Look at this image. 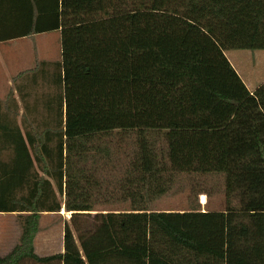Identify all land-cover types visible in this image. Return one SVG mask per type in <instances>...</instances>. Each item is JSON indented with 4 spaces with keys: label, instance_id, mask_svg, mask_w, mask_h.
Listing matches in <instances>:
<instances>
[{
    "label": "trees",
    "instance_id": "1",
    "mask_svg": "<svg viewBox=\"0 0 264 264\" xmlns=\"http://www.w3.org/2000/svg\"><path fill=\"white\" fill-rule=\"evenodd\" d=\"M50 31L61 58L36 66L47 67V124H17L4 137L12 153L0 147V213H20L22 229L0 264H264V83L251 92L225 53L264 50V0H0V42ZM115 131H135L126 167L224 174L226 211L147 212L167 191L154 174L116 192L143 211L74 212L64 253L39 257L65 167H97L96 153L110 154L94 143ZM88 197L69 186L66 209H90Z\"/></svg>",
    "mask_w": 264,
    "mask_h": 264
},
{
    "label": "crops",
    "instance_id": "2",
    "mask_svg": "<svg viewBox=\"0 0 264 264\" xmlns=\"http://www.w3.org/2000/svg\"><path fill=\"white\" fill-rule=\"evenodd\" d=\"M256 1V0H254ZM263 1V0H262ZM45 33V32H44ZM35 35L21 37L22 39H30ZM17 39V38H16ZM12 40V39H11ZM11 40L0 42L6 46ZM32 43V44H31ZM29 47L27 55V67L24 64L19 65L15 63L16 72L9 70L8 62L3 60L1 63L4 71L0 76V147H7L3 150L2 156L7 158L12 153L10 144L4 143L5 134L10 132H16V125L18 124L22 132L24 133L23 124L26 125L27 130H44L43 128H35V125L47 124V67L45 69H36L37 61L34 66H30L29 52L31 47L36 50L35 42H28ZM47 47V46H45ZM7 48V47H5ZM26 49V47L24 48ZM60 50L62 52L61 46ZM1 51V50H0ZM61 52L60 57L61 58ZM1 53V52H0ZM228 58L233 59L235 63L231 61L246 86L251 92H254L260 85L264 83V50H251V49H229L225 51ZM25 50L22 55H15L12 57V61L18 60L20 57H24ZM253 56L258 59H263V63L255 68L243 67L239 59L247 58V56ZM58 58V59H59ZM36 60V59H35ZM50 60V59H41ZM40 60V61H41ZM56 60V59H54ZM14 63V62H13ZM12 64V63H11ZM24 65V66H23ZM14 66V65H13ZM17 66V67H16ZM35 70L38 76L35 74ZM2 77V78H1ZM34 127H33V126ZM124 131L120 135L117 131L113 133H106L100 137H97L94 144H101L103 150H99L103 156H106L109 152L108 158H99L100 154L96 153L97 167H90V162L84 163L86 167H65L64 177V202L62 210L70 214V218L74 212L95 214L106 213H119V212H140L143 211V207H147V203L140 201L134 202L131 198H120L116 192L122 189L131 190H144V185L150 179L152 175H157L160 180L162 192L167 187V191L162 195L151 199L148 205V211L157 212H225L226 211V198H225V176L224 174H199V173H172L170 167H126L128 162L134 158L139 149L135 146V131ZM163 139V138H162ZM156 152L162 159L167 161L166 158V143L163 140H159ZM66 149V146H65ZM95 150H91L94 153ZM67 155V152H65ZM160 154V155H159ZM136 158V157H135ZM158 160V159H157ZM73 170V171H71ZM219 178L221 186V195L223 196L218 202H212L210 195L206 193L205 189H198L195 193L197 186L195 183L200 179ZM47 178V177H46ZM186 182L188 187H191L186 209L176 208L180 205H176L173 209H156L158 203L162 198L166 197L169 193L172 195L179 193L178 185L183 189V185L180 182ZM76 184V192L81 195H88V206L90 209L82 211H68L66 204L68 198L69 186ZM219 186V188H220ZM78 190V191H77ZM205 190V191H204ZM205 197V201H203ZM104 206H110L111 208H105ZM118 206V208H117ZM175 206V205H174ZM155 208V209H152ZM62 215L60 213H43L40 220V228L42 219H47V216ZM20 213H0V257L4 258L8 256L13 249L19 244L22 233L20 224ZM5 220V221H4ZM70 220V219H69ZM66 222V221H65ZM40 232L35 239V253L39 257H47L55 254L64 253V233L62 235L63 241L61 242V248L58 252L49 253L47 255V236H43L40 244ZM40 246V247H39ZM48 249L50 245H48ZM24 263H27L26 261Z\"/></svg>",
    "mask_w": 264,
    "mask_h": 264
},
{
    "label": "rangeland",
    "instance_id": "3",
    "mask_svg": "<svg viewBox=\"0 0 264 264\" xmlns=\"http://www.w3.org/2000/svg\"><path fill=\"white\" fill-rule=\"evenodd\" d=\"M35 42V47L36 50L31 47V52L29 54V63L30 66H34V64L37 63L41 59H58L60 57V46H61V38H60V32L59 31H50V32H45V33H40L36 34L33 38L28 39H22V38H17V39H12L8 44L3 45L0 44V76L2 75L1 73L4 71L1 63H3V60L6 61H11L10 64L8 62L9 70L12 72H16L17 69L15 68V63L19 65L24 64L25 67H27V53L26 50L29 48L28 42ZM32 44V43H31ZM47 46V47H45ZM7 47V48H5ZM26 47V49H24ZM25 50L24 57H20L16 61H12V57L15 55H22V52ZM29 50V49H28ZM36 59V60H35ZM233 63L235 61L231 59ZM14 62V63H13ZM240 64L243 67L246 68H255L259 65V63H263V59H258L256 57L247 56V58H241L239 59ZM12 63V64H11ZM14 65V66H13ZM23 65V66H24ZM17 67V66H16ZM2 78V77H1ZM219 178H212L211 181L209 179H200L197 180L195 183V186H197L195 193L198 192V189H205L206 193L210 195V200L212 202H218L219 199H221L223 196L221 195V186L219 182ZM180 184L183 185V189L180 188L181 185H178L179 187L178 190L179 193L173 194L172 193L168 194L166 197L162 198V200L158 203L156 209H173L176 207V205H180L176 208L180 209H186L188 201L191 199L189 198L190 195V188L188 187L186 182L182 181ZM220 186V188H219ZM192 189V188H191ZM204 190V191H205ZM62 202H64V195L61 198ZM203 201H205V197H203ZM175 205V206H174ZM105 208H111L110 206H104ZM118 208V206H117ZM155 209V208H152ZM70 214L68 212H64L62 210V215H54L52 217L51 215L47 216V219H42L41 222V233H40V244L42 245L41 240L43 239V236H47V255L49 253H54L58 252L61 248V242L63 241L62 235L64 233V224L66 222H70ZM5 221V220H4ZM66 221V222H65ZM48 245H50L51 249H48ZM40 247V246H39Z\"/></svg>",
    "mask_w": 264,
    "mask_h": 264
}]
</instances>
